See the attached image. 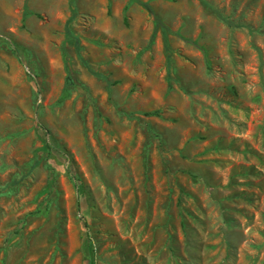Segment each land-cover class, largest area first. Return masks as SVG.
Returning <instances> with one entry per match:
<instances>
[{"label":"rangeland","instance_id":"374dc122","mask_svg":"<svg viewBox=\"0 0 264 264\" xmlns=\"http://www.w3.org/2000/svg\"><path fill=\"white\" fill-rule=\"evenodd\" d=\"M70 1L0 0V264H264V0Z\"/></svg>","mask_w":264,"mask_h":264},{"label":"trees","instance_id":"16d2710c","mask_svg":"<svg viewBox=\"0 0 264 264\" xmlns=\"http://www.w3.org/2000/svg\"><path fill=\"white\" fill-rule=\"evenodd\" d=\"M132 1L136 2L137 4H139L140 6H142L143 8H145V9L147 10V12H148L150 15H152V10H151V8L149 7L148 4L141 3V2H139V1H137V0H132ZM70 4L73 5V0L70 1ZM216 13H217V12H216ZM75 15H76V11H75V9L73 8V9H72V17L68 20V23L66 24V32L68 33V37L71 36L70 33H69V30L67 29V28H68V24L73 20V18H74ZM218 16H219V15H218ZM153 20H154L155 27H158L159 24H160V22H159L156 18H154ZM225 22H226V24H230V23H228L227 21H225ZM162 36H163L164 44L166 45V33H165V30H164L163 27H162ZM74 46H75L76 49H78V41H77V39H75Z\"/></svg>","mask_w":264,"mask_h":264}]
</instances>
